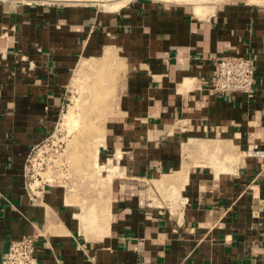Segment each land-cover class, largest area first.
<instances>
[{"label": "crops", "instance_id": "obj_1", "mask_svg": "<svg viewBox=\"0 0 264 264\" xmlns=\"http://www.w3.org/2000/svg\"><path fill=\"white\" fill-rule=\"evenodd\" d=\"M98 1L0 0V262L36 233L40 264H264V3ZM233 54L255 58L252 96L205 83ZM79 63L120 67L92 231L60 183L27 186Z\"/></svg>", "mask_w": 264, "mask_h": 264}, {"label": "rangeland", "instance_id": "obj_2", "mask_svg": "<svg viewBox=\"0 0 264 264\" xmlns=\"http://www.w3.org/2000/svg\"><path fill=\"white\" fill-rule=\"evenodd\" d=\"M222 1L190 0L188 3L197 5L199 9ZM251 1L264 3V0ZM103 2L108 6V1ZM97 5L106 9L101 0ZM104 64L79 63L74 68L57 127L32 151L27 172L33 188L46 182L60 183L73 194L82 206L81 219L87 224L92 223L86 228L88 231L94 230L107 217L105 193L112 178L108 171L110 167L99 161V147L105 130V114L119 87L120 67L113 64L107 70ZM71 108L75 110V121L70 126L63 125L65 113Z\"/></svg>", "mask_w": 264, "mask_h": 264}, {"label": "built area", "instance_id": "obj_3", "mask_svg": "<svg viewBox=\"0 0 264 264\" xmlns=\"http://www.w3.org/2000/svg\"><path fill=\"white\" fill-rule=\"evenodd\" d=\"M256 61L253 56L238 54L222 55L215 60L212 75L205 79L211 90L217 93L243 92L252 96L255 91ZM40 146L38 144L33 151ZM252 152H254L252 150ZM264 155V150L255 151ZM31 156V155H30ZM28 157L26 171L29 173L31 158ZM28 188L34 192L33 185L27 181ZM35 194V192H34ZM38 235L30 233L9 243L0 264H40L36 253Z\"/></svg>", "mask_w": 264, "mask_h": 264}, {"label": "bare ground", "instance_id": "obj_4", "mask_svg": "<svg viewBox=\"0 0 264 264\" xmlns=\"http://www.w3.org/2000/svg\"><path fill=\"white\" fill-rule=\"evenodd\" d=\"M106 1H108V3H107V5L110 7V8H112V9H117L118 7H120L126 0H106ZM188 1H190V0H186V2H188ZM74 116H75V110H74V108H71L70 110H68L66 113H65V119H64V122H63V125L64 124H66V125H69L70 126V123L72 122V123H74V121L75 120H73L74 119ZM68 126V127H69ZM97 155V154H96ZM97 157V156H96ZM95 157V158H96ZM96 159H98V158H96ZM97 163V162H96ZM98 164V163H97ZM90 215H88V217H89ZM95 216V218H96V215H94ZM94 216H93V220H96L95 218H94ZM91 217H92V215H91ZM92 219H91V221H93Z\"/></svg>", "mask_w": 264, "mask_h": 264}]
</instances>
